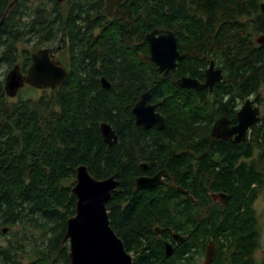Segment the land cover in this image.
<instances>
[{"label":"trees","instance_id":"trees-1","mask_svg":"<svg viewBox=\"0 0 264 264\" xmlns=\"http://www.w3.org/2000/svg\"><path fill=\"white\" fill-rule=\"evenodd\" d=\"M40 1L0 0V67L6 65L8 73L20 65L27 72L39 49L19 52L21 42H35V47L60 43L69 53L67 64L60 59L69 75L56 90L24 99L22 89L15 101L5 91L7 73L0 80V238L6 239L0 241V264H70L64 239L68 220L76 214L72 189L81 165L98 180L115 177L119 182L107 209L133 264H202L186 259L184 252L165 254L152 232L158 216L187 220L197 231L191 242L215 238L220 251L210 264H264V254L256 259L262 229L254 208L264 197V124L253 129L250 144L240 151L216 148L225 150L228 162L244 154L256 156L258 165L217 173L231 202L208 220L195 218L204 215L194 212L190 201L184 210L176 205L174 218L163 189L142 193L133 186L136 161L144 151L156 164L169 165L176 182L200 198L199 206L206 204L204 171L212 153L203 151L214 114L227 111L226 96L232 102L264 90V0H125L113 18L106 14V0ZM153 30L178 35L185 58L177 74L202 80L211 62L222 68L224 80L215 85L211 106L204 98L187 96L195 92L182 88L174 75L159 73L146 40ZM146 92L152 103H162L167 116L160 132L135 123L132 110ZM102 123L116 132L111 147L101 134ZM185 147L199 159L196 176L185 159L192 156L177 154Z\"/></svg>","mask_w":264,"mask_h":264},{"label":"water","instance_id":"water-1","mask_svg":"<svg viewBox=\"0 0 264 264\" xmlns=\"http://www.w3.org/2000/svg\"><path fill=\"white\" fill-rule=\"evenodd\" d=\"M16 1V0H15ZM63 3L66 0H57ZM125 0H106V14L113 18L117 7ZM14 2L11 4L13 5ZM264 11V5L262 6ZM159 30H153L147 34L152 62L158 67L159 73H175L178 61L185 57L178 50L176 35L168 31L164 35H158ZM61 44L57 53L61 52ZM68 71L65 65L54 55L51 48H42L32 54V65L24 75L20 65H16L8 74L5 82V91L9 97L15 98L19 92L30 86L37 90H56L62 87L68 79ZM207 81L201 84L198 80L184 77L180 85L189 90L202 91L206 87L211 90L213 86L223 80L221 69H215V63H211L206 71ZM105 88H110V83L102 78ZM150 92L144 93L132 110L135 123L144 129L163 127V118L157 113L162 105L149 103ZM260 110L249 111L245 106L240 114V124L233 133L240 134L244 139L249 127L258 121ZM101 134L105 142L111 147L117 140L116 132L108 123L101 124ZM160 183L157 179H138V189L146 186H155ZM119 182L115 177L98 180L92 176L88 167L81 165L77 168L76 184L72 191L77 198L76 214L68 220L65 242L69 244L70 264H133L134 257L126 251L123 241L117 236L110 226L107 204L112 193L116 192ZM4 233L7 230H3ZM176 238L184 242L186 238L176 235ZM173 248L166 246V255L171 256ZM215 249L208 251L207 264L214 261Z\"/></svg>","mask_w":264,"mask_h":264},{"label":"flooded vegetation","instance_id":"flooded-vegetation-1","mask_svg":"<svg viewBox=\"0 0 264 264\" xmlns=\"http://www.w3.org/2000/svg\"><path fill=\"white\" fill-rule=\"evenodd\" d=\"M118 8V7H117ZM117 11V9H116ZM115 11V14H116ZM114 14V16H115ZM113 16V17H114ZM110 18V17H109ZM168 31H159L158 35H164ZM173 32V31H172ZM175 33V32H174ZM176 39H177V44H178V50L180 51L181 54L182 51L179 48V38L178 35L175 33ZM147 40V39H146ZM258 42H262V40L257 39ZM60 46V43L57 44L56 47H48L53 50L54 55L59 59V56L61 53H57V49ZM46 48V47H45ZM42 49V48H41ZM62 49V45H61ZM62 51V50H61ZM185 55V54H184ZM185 58V57H184ZM60 60V59H59ZM181 61H178V65ZM214 63V62H211ZM211 65V64H210ZM210 65L204 70V79H196L198 80L201 84H205L207 81L206 78V71L210 67ZM158 68V67H157ZM215 69H221L218 67L215 63ZM11 71V70H10ZM9 71V72H10ZM28 71V70H27ZM68 71V70H67ZM223 71V70H222ZM9 72L6 74L5 82L7 79V76ZM21 72L25 75L21 69ZM178 73V67L176 69L175 73H170L176 77V81L180 85V80L184 77L192 78L190 76H186L183 74H177ZM161 74V73H160ZM169 74V73H166ZM163 74V75H166ZM224 74V71H223ZM195 79V78H193ZM224 80V78H223ZM222 80V81H223ZM220 81V82H222ZM219 83V82H217ZM216 83V84H217ZM215 84V85H216ZM215 85L213 86V89L211 90L209 87H206L202 91H194L190 90L191 92H195L194 94L188 93L187 96H197L199 99L204 98L206 100L205 105H209L214 103L216 101L217 95L215 93ZM181 86V85H180ZM182 87V86H181ZM183 88V87H182ZM185 89V88H184ZM189 90V89H186ZM215 99V100H214ZM201 100V99H200ZM230 100L229 96H226L224 98V104H228V108L226 112H220L216 111L214 114V109L209 110V112H212L214 114L212 118V127L210 131V140L205 142L204 145L206 146L204 148V153L212 155L210 158H207L208 162L210 165L206 166V168L209 170L204 171V177L207 182H205L204 185L207 184V187L204 188L207 200H205L206 204L203 206H199V197H195L191 194V191L189 189L183 188L181 185H179L176 182V177L173 174V171L169 165H158L156 164L157 161L151 158V156H145L144 151L140 153L139 159L136 161L137 166H138V173L134 176V190L135 191H141L142 193L145 191H154V189L159 190L161 188V193L162 189L165 192V194L170 195L168 196L170 198L172 207L174 209L171 210L172 216L175 217V214L177 213L176 211V205H181L183 206V210L185 207H188L189 204L188 202H192V205L189 207L194 209V212H197L199 215L203 214L204 216H199L195 218H202V219H210L212 215L211 212H223L229 202H231V195L230 193L225 189V187H222V184L219 182L220 179H217V173H222V170H228L230 168L237 169L243 164L246 165V167H250L253 165V167H257V162L258 158L256 156H247L244 154H240L239 156L232 158L233 163L228 162V159L223 155L225 150L218 149L216 150L217 147H223V146H228V147H235L237 151L241 150L242 147L248 146L250 144V141H248V138L253 134V129L256 128L258 125H263L264 124V90L263 93L259 94H251L248 97L240 98V97H235L232 99V102H228ZM151 105L158 104L159 102L152 103L151 99L149 101ZM196 103H203V102H196ZM248 105V110L249 111H257V109L260 110L259 115L257 116L258 121L254 124H252L249 129L246 131V135L244 139H238L242 137L240 134L233 133V130L240 124V114L245 106ZM186 113L190 115L191 110L186 109ZM157 113L160 115L161 118H163V127L161 129H158L156 127H151L150 129H143L146 131H162L166 125L167 121V116L162 111V105L160 108L157 110ZM135 119V118H134ZM183 149V148H182ZM179 151L177 154L180 155V153H189L190 159L188 157H185L187 160V167L193 169L194 176H196V172L200 168V163L198 162V158H194L193 156V150L190 149V147H185L184 150ZM187 149V150H185ZM215 149V150H214ZM232 150V149H231ZM215 169V172L212 173V169ZM211 172V173H210ZM222 175V174H221ZM157 179L160 183H158L155 186H146L144 188L138 189L136 187V181L138 179ZM257 186L253 185L252 188L255 189ZM178 195H177V194ZM189 199V200H188ZM258 199L254 203V207L257 204ZM165 219V220H164ZM187 221V220H186ZM186 221L179 222V219H175L173 221L169 217H163V216H158V219L156 222L153 223L152 225V232L156 236L155 238L157 239L158 242L162 244V246L165 249V254H166V246L170 245L173 248V254H177L179 252H184V255L186 256V259H192L197 262H201L202 264H206V260L208 258V251L211 248L215 249L216 255L214 259L217 257L219 251H220V246L218 242L216 241L215 238L213 237H208L206 240H203V238H200L199 240L194 237V240L191 242V234L193 236L196 235V229L193 228L192 225H188ZM181 223V224H178ZM179 228L182 230H179ZM188 228V229H186ZM178 229V230H177ZM199 230V229H198ZM176 235H178L181 238H186L184 242L179 241L176 238ZM191 242V243H190ZM194 243V246L192 245ZM192 245V246H191ZM191 248L190 252H186L187 249ZM133 256V255H132Z\"/></svg>","mask_w":264,"mask_h":264},{"label":"rangeland","instance_id":"rangeland-1","mask_svg":"<svg viewBox=\"0 0 264 264\" xmlns=\"http://www.w3.org/2000/svg\"><path fill=\"white\" fill-rule=\"evenodd\" d=\"M32 1H33L34 5H36V4L41 2L40 0H32ZM252 35H253V38L255 40L260 38V36L256 35L255 32H253ZM56 46H57V43H56L55 47ZM45 47L48 48V47H53V46H39V47H35V42H31L29 45H26L24 42H21L18 45L19 52H21L22 50L34 52V50L45 48ZM60 53L61 54L59 56V59H61V61L63 63L67 64L68 61H69L68 50L66 51V50L62 49V51ZM5 73H7V66L3 65V66L0 67V80L3 79ZM30 89H31L30 86H25V88L22 90V94H23L22 96H23L24 99L29 98L30 95L33 96V97H40L42 95V90L35 89V91L33 92V90L31 91ZM13 100L14 101L18 100V97H16ZM254 208L256 209L257 214L259 216L260 228L262 229V240H261V244H262L261 247L262 248L256 254V259L260 260L263 257V254H264V197H263V195H260L259 200L257 201V204H256V206ZM0 241L4 242V241H6V239H4V238L1 239L0 238Z\"/></svg>","mask_w":264,"mask_h":264}]
</instances>
